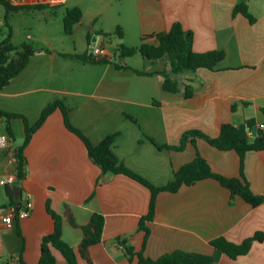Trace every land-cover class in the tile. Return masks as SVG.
Returning <instances> with one entry per match:
<instances>
[{
    "label": "crops",
    "instance_id": "0c3cea01",
    "mask_svg": "<svg viewBox=\"0 0 264 264\" xmlns=\"http://www.w3.org/2000/svg\"><path fill=\"white\" fill-rule=\"evenodd\" d=\"M11 1L16 5L57 4L59 9L70 0ZM71 1V7L79 6L83 10V18L74 32L82 30L89 47L86 53L51 52L50 59L54 64L57 60L64 66L76 60L83 65L97 64L80 56L92 53V38L94 35L98 38L97 32L111 34L105 29L108 23L116 26L124 43H128L129 36L133 35L141 43L144 35L166 31L180 21L185 29L193 32L195 51L223 50L226 53L215 69L203 67L195 72L173 75L180 80L182 88L183 81L192 82L195 87L192 97H185L183 92L165 91L163 77L153 74L142 76L159 77L157 95L151 93L138 99L132 96V85L123 76L127 72L138 74L136 70L141 69L119 59L117 48H108L103 39V52L111 63H105L107 68L96 76L93 84L88 80L95 77L94 72L82 71L81 77L86 78V84L82 81L80 84L86 89L76 93L90 95L95 101L88 104L83 100L80 106L73 107L71 122L93 143L120 131L114 145L116 154L128 167L159 186L166 185L176 170L193 160L197 149L215 172L239 177L241 162L236 150H220L204 139H198L197 147L192 142H188L183 150H176L173 146L181 143L182 134L189 129H199L216 137L224 123L235 124L242 137L253 141L264 136L261 127L264 124V0H247L248 10L256 19L254 22L242 12H235L242 0ZM34 56L6 87L8 93L4 92L5 95L24 93H13L9 89L24 71L29 70ZM98 57L93 55L90 60ZM118 61L127 67L116 68ZM144 61L147 68L144 71L167 68L165 59L153 61L145 58ZM50 67L45 71L48 79L63 75L60 68ZM109 100L118 102V105H110ZM3 104H0L2 110L23 114ZM77 112L85 123L75 119ZM16 120L11 121L14 134L17 132ZM250 121L263 131L262 136L253 135L254 126L249 125ZM114 123H123L124 129ZM103 124L113 125L106 129L102 128ZM19 128L25 137L24 121ZM0 133L8 134L2 117ZM25 154L26 178L20 184H10L20 185V198L16 199L14 190L15 201L12 202L7 185H0L5 186L0 190V206L18 208L26 199H31L33 211L27 218L16 217L11 225L0 221V264H38L42 239L54 230L48 203L62 216L63 238L74 247L78 264H88L79 252L83 230L68 221L66 205L71 207L80 225L87 224L94 213L105 216L102 240L91 246V257L96 264H138L137 255L131 257L128 248L134 252L143 251L151 258L180 249L212 255L215 264H264V241H255L249 253L237 259L230 258L211 244V240L219 236L240 243L257 231L264 232V203L251 205L214 178L183 185L177 192L161 191L157 196L155 216L147 222L150 235L144 246L145 232L139 222L149 212L151 191L124 174L103 175L101 167L91 159L85 142L67 126L60 108L49 114L33 133ZM14 173L15 160L8 149L0 148V177ZM244 174L252 191L264 194V150L247 152ZM53 252L58 264H69L61 251L53 248Z\"/></svg>",
    "mask_w": 264,
    "mask_h": 264
},
{
    "label": "trees",
    "instance_id": "16d2710c",
    "mask_svg": "<svg viewBox=\"0 0 264 264\" xmlns=\"http://www.w3.org/2000/svg\"><path fill=\"white\" fill-rule=\"evenodd\" d=\"M0 3L5 5L7 12L19 10H44L58 9L57 4L38 3L32 5H16L11 0H0ZM235 12H242L249 18L251 22L256 19L248 10L247 0H242L235 8ZM83 10L79 6L68 7L64 17V28L66 33L72 34L75 26L82 20ZM8 22V15L6 16ZM101 35L100 32H97ZM109 33H104V36H110ZM91 39V36L89 37ZM193 32L184 28L180 21L173 23L170 29L152 34H146L142 37L139 46L129 47L121 43L117 47L119 59L133 56L141 53L143 57L157 61L165 59L167 68L155 72L144 70H136L141 75L158 74L163 77V89L167 92L178 93L183 92L187 98L192 97L195 87L192 82L184 81V88L175 74L184 72H195L199 68L215 69L218 64L226 57L223 50H211L206 52H197L193 48ZM16 52L15 56L12 53ZM35 54V49L30 43H23L21 49H18L12 42V33L0 40V90L5 89L15 76L20 74L28 65L31 57ZM93 53H88V56H80V58L97 63H111L108 58H97L90 60ZM116 68H125L119 62L115 63ZM60 108L64 114L65 122L70 130L76 133L85 142L91 159L101 167L103 175L106 173L124 174L129 176L151 191V199L149 212L140 219L139 227L144 230V246L150 235V228L147 225L148 221L153 220L156 211L157 196L161 191L167 190L177 192L183 185H193L199 180L205 178H214L223 186L229 188L233 195H240L248 203L253 206H258L264 203V194H256L252 191L244 174V160L248 151L264 150V136L256 141L242 137L239 128L233 123H224L221 126L220 133L216 137H212L202 130L189 129L184 131L181 136V143L173 146L176 150L185 149L188 142H192L197 147L198 139H204L211 145L220 150H236L240 156L241 175L239 177H229L218 172H215L208 160L197 149L193 160L182 165L175 171L174 177L166 185H156L142 174L128 167L124 161L114 151V145L120 131L112 132L105 136L100 142L93 143L84 131L75 126L70 120V108L65 102V99L57 98L49 103L43 109L40 119L36 124L30 125L26 116L19 113L4 111L0 108V117L4 119L7 127L10 146L8 152L15 160V184H20L27 176V156L25 149L33 133L44 123L49 114L55 109ZM264 111V109H263ZM22 118L25 123V137L20 146H13L14 131L11 125L12 119ZM249 125L254 126V121H250ZM155 144V140L150 138ZM158 146V145H157ZM101 182L99 179L98 183ZM14 186L7 185V191L14 199ZM48 211L54 220V230L47 234L42 239V254L38 264H58L57 257L53 252V248L58 249L63 253L69 264H78L77 253L63 238V221L62 216L47 205ZM65 216L68 221L75 227H80L83 230V238L79 244V252L88 264H96L91 257V246L101 242L103 230L105 226V216L101 213H94L90 221L85 225L77 223L74 213L69 205L65 207ZM255 241H264V232L257 231L253 235L247 237L242 242L237 243L229 240L225 236H219L211 240V244L219 251L225 253L232 259H237L241 255L249 253ZM128 253L133 257L137 255L138 264H215V258L212 255L201 252H189L185 250H175L165 253L158 258H151L144 254L143 251L134 252L132 248L127 249Z\"/></svg>",
    "mask_w": 264,
    "mask_h": 264
},
{
    "label": "rangeland",
    "instance_id": "374dc122",
    "mask_svg": "<svg viewBox=\"0 0 264 264\" xmlns=\"http://www.w3.org/2000/svg\"><path fill=\"white\" fill-rule=\"evenodd\" d=\"M71 3L72 1L70 0L68 4L56 10L48 8L44 10L36 9L9 12H7L5 5L0 3V40L6 38L11 32L12 42L18 49H21L23 43H30L35 49V56L32 59L29 70L24 71L25 73L21 75L22 77H18L9 89L13 93H24H21V95L7 96L4 93H8L5 91L7 88L0 90V104L6 103L8 107L23 113L28 118L30 125L36 124L40 119L41 109L46 108L49 101H54L57 98L65 99V102L72 110L74 109L73 107L80 106V102L83 100L88 102V104L95 101L90 95L81 96L76 93L80 89L83 91L86 89L80 84L81 81L86 84V78L83 79L81 77L82 71L90 70L94 72L95 77L89 78L88 80V83L93 84L96 81V76L101 75L105 68H107L105 63L100 62L92 65H83V63L76 60L65 66L61 64L62 61L60 60H57L55 64L51 62V52L74 53L77 51L78 53H86L89 47L82 30L76 31L73 34H68L65 31V12L68 7H71ZM7 15L8 22L6 21ZM89 15L90 13L87 12V16ZM96 28L100 29L97 25ZM105 29L112 36L99 35L96 41L97 46L101 44L103 39L106 46L112 50L116 49L122 42L124 43V40L117 34L114 24L108 23ZM137 39L134 35L129 36L128 43L124 44L129 45V47L139 45L140 41ZM15 55L16 52H13L12 56ZM123 59L131 66L141 70L147 69L145 66L146 61H144L145 57L141 53ZM52 65L60 68L63 73V75L55 76L56 79L53 80L48 79L45 74V71L49 70ZM123 77L131 83V94L133 97L143 99L151 93L157 95V78L159 77L147 78L133 72H127ZM39 87L44 88V90H38ZM109 101L110 105H118V102L114 100ZM120 105L122 106L123 104L120 103ZM21 119L17 118L15 121L17 124V132L14 134L12 141L15 147L20 146L24 141V132L22 134L19 128V126H23V119ZM75 119L82 124L86 122L79 116L78 112L75 113ZM114 124L120 125L119 127L124 129L123 123ZM103 125L105 126L102 128L109 129L113 124ZM4 187L0 186V190H4Z\"/></svg>",
    "mask_w": 264,
    "mask_h": 264
},
{
    "label": "built area",
    "instance_id": "2783aa9c",
    "mask_svg": "<svg viewBox=\"0 0 264 264\" xmlns=\"http://www.w3.org/2000/svg\"><path fill=\"white\" fill-rule=\"evenodd\" d=\"M93 55L99 56L98 58H107L103 52V46L100 44L99 46H95L93 51ZM261 127L264 128V124H261ZM10 146V139L7 133H0V148L8 149ZM16 181V175L10 174L5 177H0V185H10L14 184ZM33 201L31 199H26V201L21 205L19 209L16 207H8V206H0V221L11 225L15 218L19 219L27 218L31 215L33 211Z\"/></svg>",
    "mask_w": 264,
    "mask_h": 264
},
{
    "label": "water",
    "instance_id": "95a60500",
    "mask_svg": "<svg viewBox=\"0 0 264 264\" xmlns=\"http://www.w3.org/2000/svg\"><path fill=\"white\" fill-rule=\"evenodd\" d=\"M96 41H97V35H95L93 38H92V45H91V48H90V51L92 52L95 45H96ZM253 135L254 136H262L263 135V131L258 128L257 126H254L253 127ZM14 190H15V193H16V199H19L20 198V185H15L14 186ZM21 205V204H20ZM20 207H18L17 209H19Z\"/></svg>",
    "mask_w": 264,
    "mask_h": 264
}]
</instances>
